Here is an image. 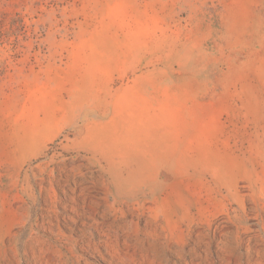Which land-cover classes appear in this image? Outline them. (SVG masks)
<instances>
[{"label":"rangeland","instance_id":"1","mask_svg":"<svg viewBox=\"0 0 264 264\" xmlns=\"http://www.w3.org/2000/svg\"><path fill=\"white\" fill-rule=\"evenodd\" d=\"M0 264H264V0H0Z\"/></svg>","mask_w":264,"mask_h":264}]
</instances>
